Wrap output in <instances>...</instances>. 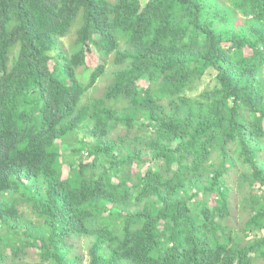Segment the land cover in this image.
<instances>
[{"label": "trees", "instance_id": "trees-1", "mask_svg": "<svg viewBox=\"0 0 264 264\" xmlns=\"http://www.w3.org/2000/svg\"><path fill=\"white\" fill-rule=\"evenodd\" d=\"M80 237L88 264H264V0H0V264Z\"/></svg>", "mask_w": 264, "mask_h": 264}, {"label": "rangeland", "instance_id": "rangeland-1", "mask_svg": "<svg viewBox=\"0 0 264 264\" xmlns=\"http://www.w3.org/2000/svg\"><path fill=\"white\" fill-rule=\"evenodd\" d=\"M71 37L68 38H64L62 40V45L63 48L67 50V47L69 45V43L71 42ZM240 54L239 52H237V55ZM109 59V58H108ZM97 61V58L95 55H88L87 56V63L90 65H95ZM112 71H113V65H110V62H108L107 68H106V74L103 75L98 81L97 83L94 85L93 88H91L87 93L86 96L89 97H97L99 95L102 94V92L104 91L105 87L107 84H109L111 82L112 79ZM214 74L215 71L213 69L208 70L205 75L198 81L197 86L195 84V89H193L191 92L195 93V92H199L201 91L204 87L209 86L211 84H213L214 82ZM118 133H124L125 132V128L122 127L121 129L117 130ZM115 132V134L117 133ZM134 168V167H133ZM237 177L234 173H231L230 179L228 180V185L230 186L231 192H232V202L237 203L240 201L242 193L240 191L237 190ZM246 190V189H244ZM250 195L248 194L245 198H244V202L248 201L250 199ZM233 215L236 217V221L237 223H241L240 219H244L243 214L238 210V208H234L233 210ZM240 216V219L238 217ZM70 243L72 244V250H70V253H72V255H74L75 253L78 254L80 256V261L77 264H88V257L86 254L87 251V247H88V243H87V238L85 237H80L78 239H71ZM27 259L29 260H35L38 259V255L37 252L35 250H29L27 251Z\"/></svg>", "mask_w": 264, "mask_h": 264}]
</instances>
